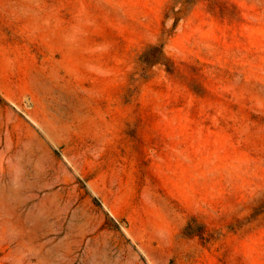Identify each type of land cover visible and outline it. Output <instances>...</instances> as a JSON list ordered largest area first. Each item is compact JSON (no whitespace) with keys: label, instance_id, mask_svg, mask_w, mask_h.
I'll return each mask as SVG.
<instances>
[{"label":"rangeland","instance_id":"obj_1","mask_svg":"<svg viewBox=\"0 0 264 264\" xmlns=\"http://www.w3.org/2000/svg\"><path fill=\"white\" fill-rule=\"evenodd\" d=\"M0 264H264V0H0Z\"/></svg>","mask_w":264,"mask_h":264}]
</instances>
